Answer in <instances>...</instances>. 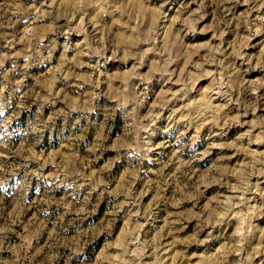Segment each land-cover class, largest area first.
Listing matches in <instances>:
<instances>
[{
	"label": "rangeland",
	"instance_id": "rangeland-1",
	"mask_svg": "<svg viewBox=\"0 0 264 264\" xmlns=\"http://www.w3.org/2000/svg\"><path fill=\"white\" fill-rule=\"evenodd\" d=\"M0 264H264V0H0Z\"/></svg>",
	"mask_w": 264,
	"mask_h": 264
}]
</instances>
